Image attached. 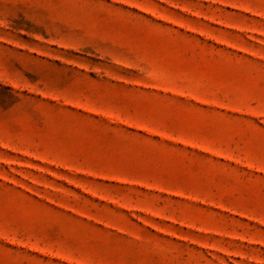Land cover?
<instances>
[{"label": "rangeland", "instance_id": "obj_1", "mask_svg": "<svg viewBox=\"0 0 264 264\" xmlns=\"http://www.w3.org/2000/svg\"><path fill=\"white\" fill-rule=\"evenodd\" d=\"M0 264H264V0H0Z\"/></svg>", "mask_w": 264, "mask_h": 264}]
</instances>
